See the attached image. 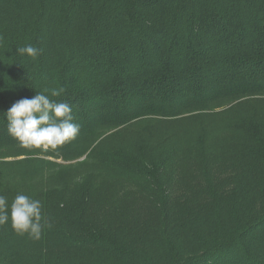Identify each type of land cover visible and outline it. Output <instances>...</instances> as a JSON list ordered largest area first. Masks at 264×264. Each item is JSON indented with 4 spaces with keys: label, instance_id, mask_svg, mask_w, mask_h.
<instances>
[{
    "label": "trees",
    "instance_id": "16d2710c",
    "mask_svg": "<svg viewBox=\"0 0 264 264\" xmlns=\"http://www.w3.org/2000/svg\"><path fill=\"white\" fill-rule=\"evenodd\" d=\"M53 88L78 137L22 148L4 114ZM85 155L109 184L50 185L47 159ZM0 194L44 220L0 225V264H264V0H0Z\"/></svg>",
    "mask_w": 264,
    "mask_h": 264
},
{
    "label": "clouds",
    "instance_id": "9594fccd",
    "mask_svg": "<svg viewBox=\"0 0 264 264\" xmlns=\"http://www.w3.org/2000/svg\"><path fill=\"white\" fill-rule=\"evenodd\" d=\"M16 52L21 56L36 58L41 49L27 44L18 47ZM63 92V88L45 89L32 98L18 100L4 114L8 134L22 148L58 153L62 146L78 137L80 125L73 122L72 106L50 98L59 97ZM9 220L15 232L39 240L44 223L40 200L18 194L9 207L7 197L0 194V225L7 224Z\"/></svg>",
    "mask_w": 264,
    "mask_h": 264
},
{
    "label": "rangeland",
    "instance_id": "374dc122",
    "mask_svg": "<svg viewBox=\"0 0 264 264\" xmlns=\"http://www.w3.org/2000/svg\"><path fill=\"white\" fill-rule=\"evenodd\" d=\"M213 116L215 117L206 120L204 118H201V121L202 122L205 121L206 126L213 127L215 128L214 130L216 131L218 127L223 124V121L218 120L216 115ZM219 132L220 130L218 132H214V135H218ZM161 134L164 135L170 134L172 136L170 138L171 141H175L178 138L183 139L182 137L190 138L195 134V127H193V125L185 126V128H180L178 126L174 128H170V126H166V128L164 127L163 130L161 131ZM176 134H178V138L173 136ZM118 139H123V138H116L113 140L116 143ZM113 140L104 142L102 144L103 149H105L106 151H112L118 149L119 147L121 148L123 146V145L121 146L115 145L112 142ZM47 161L52 162L56 166L55 170L51 171L49 174L45 176L47 177L48 175H50L51 177L50 185H55L60 181L65 182L68 185H72V187H70L69 190H71L73 193L76 192V189L78 187H82L85 183L93 184L94 182L93 184L94 188L99 191L100 189H103L106 184H109L112 181L110 179L112 175L111 170L103 166L102 163H99L96 160H86V155L80 158L79 160L70 163L56 160L54 158H49L47 159ZM59 165L60 167H58ZM37 183H40V181ZM30 184L31 182H26L24 186L27 188L30 186ZM46 187H51V186H49L47 183Z\"/></svg>",
    "mask_w": 264,
    "mask_h": 264
}]
</instances>
